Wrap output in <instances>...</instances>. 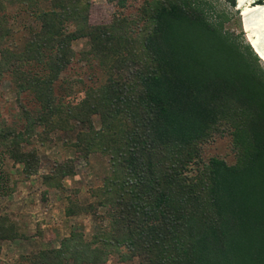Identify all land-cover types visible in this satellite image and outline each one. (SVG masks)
<instances>
[{
  "label": "trees",
  "instance_id": "1",
  "mask_svg": "<svg viewBox=\"0 0 264 264\" xmlns=\"http://www.w3.org/2000/svg\"><path fill=\"white\" fill-rule=\"evenodd\" d=\"M40 2L0 0V11L18 5L37 26L21 52L2 51L0 41V73L36 106L22 107L21 130L0 127V153L29 175L39 164L25 149L35 126L59 128L72 131L76 148L106 156L110 174L91 190L105 209L104 228L88 239L71 230L30 263L104 264L116 255L133 264H264V68L248 45L208 16L201 0H144L135 18L101 24L88 23L81 0ZM79 39L88 49L74 60ZM89 58L104 79L77 103L56 96L60 73ZM223 133L233 162L202 160L200 145ZM44 138L37 134L41 144ZM73 173L66 160L42 182L59 190ZM4 225L1 219L0 237L13 238Z\"/></svg>",
  "mask_w": 264,
  "mask_h": 264
},
{
  "label": "rangeland",
  "instance_id": "2",
  "mask_svg": "<svg viewBox=\"0 0 264 264\" xmlns=\"http://www.w3.org/2000/svg\"><path fill=\"white\" fill-rule=\"evenodd\" d=\"M50 0H41L40 6L47 7ZM144 0H125L120 7L117 0H81V8L88 13V23L101 24L111 21L113 16H124L127 19L136 17L137 9ZM208 16L213 20H222L223 30L248 45L252 53L256 51L247 38L239 11L228 0H201ZM1 50L18 53L33 35L36 21H32L24 8L18 5H6L0 11ZM219 17H215L216 14ZM140 25V23H138ZM133 25H131L132 27ZM70 29V28H69ZM75 51L74 60L80 51L88 49L85 39L72 42ZM255 54V53H254ZM259 65L264 68V60L258 54ZM90 62L80 61L70 63L53 83V93L63 101L77 103L83 97V91L88 86L98 85L103 79L93 58ZM32 72H38L32 65ZM8 73H0V127L5 126L21 130L26 119L22 107L32 111L36 106L31 94L20 92ZM99 115L91 116V124L98 126ZM37 134L44 137L43 143L37 140ZM72 131L59 128L52 130L35 126L25 149H34L38 154V168L31 174H24L21 165L12 162L6 153H0V220L4 219L5 227L11 226L13 238L0 237V264H31L30 256L41 250L56 247L62 236L71 230L83 233L88 239L106 225L103 219L105 209L96 204L91 190L99 187L109 176L107 157L98 152H92L89 147H75ZM3 147L0 145V151ZM219 156L228 163L233 162L230 138L227 134L215 135L200 145V157L206 160L209 156ZM71 160L72 176L64 177L62 188H48L42 182V175L50 171L55 164ZM69 201L72 204H69ZM67 207L72 213L67 212ZM89 207V208H88ZM104 264H133L118 262L116 255L108 256Z\"/></svg>",
  "mask_w": 264,
  "mask_h": 264
},
{
  "label": "water",
  "instance_id": "3",
  "mask_svg": "<svg viewBox=\"0 0 264 264\" xmlns=\"http://www.w3.org/2000/svg\"><path fill=\"white\" fill-rule=\"evenodd\" d=\"M239 11L248 40L264 59V0H229ZM257 54L255 51H253Z\"/></svg>",
  "mask_w": 264,
  "mask_h": 264
},
{
  "label": "bare ground",
  "instance_id": "4",
  "mask_svg": "<svg viewBox=\"0 0 264 264\" xmlns=\"http://www.w3.org/2000/svg\"><path fill=\"white\" fill-rule=\"evenodd\" d=\"M256 53H257V51H255ZM258 54V53H257ZM258 56L261 58V59H263L259 54H258ZM264 60V59H263Z\"/></svg>",
  "mask_w": 264,
  "mask_h": 264
}]
</instances>
